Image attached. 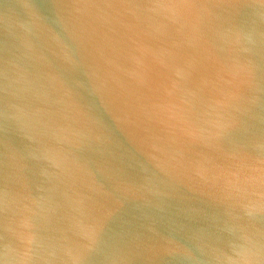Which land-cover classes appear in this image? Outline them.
Wrapping results in <instances>:
<instances>
[{
    "label": "water",
    "instance_id": "obj_1",
    "mask_svg": "<svg viewBox=\"0 0 264 264\" xmlns=\"http://www.w3.org/2000/svg\"><path fill=\"white\" fill-rule=\"evenodd\" d=\"M0 264H264V0H0Z\"/></svg>",
    "mask_w": 264,
    "mask_h": 264
}]
</instances>
